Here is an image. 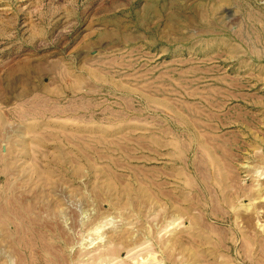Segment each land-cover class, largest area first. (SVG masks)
Instances as JSON below:
<instances>
[{
	"label": "rangeland",
	"instance_id": "1",
	"mask_svg": "<svg viewBox=\"0 0 264 264\" xmlns=\"http://www.w3.org/2000/svg\"><path fill=\"white\" fill-rule=\"evenodd\" d=\"M0 264H264V0H0Z\"/></svg>",
	"mask_w": 264,
	"mask_h": 264
}]
</instances>
